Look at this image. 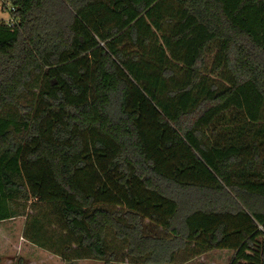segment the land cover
<instances>
[{
  "label": "trees",
  "instance_id": "16d2710c",
  "mask_svg": "<svg viewBox=\"0 0 264 264\" xmlns=\"http://www.w3.org/2000/svg\"><path fill=\"white\" fill-rule=\"evenodd\" d=\"M7 2L0 222L33 199L75 259L264 264V0Z\"/></svg>",
  "mask_w": 264,
  "mask_h": 264
},
{
  "label": "rangeland",
  "instance_id": "374dc122",
  "mask_svg": "<svg viewBox=\"0 0 264 264\" xmlns=\"http://www.w3.org/2000/svg\"><path fill=\"white\" fill-rule=\"evenodd\" d=\"M10 5L3 8L0 0V21L9 20ZM35 93V85L33 87ZM30 96L22 103L32 104L35 99ZM22 111L16 109L15 112L8 111L11 116H23ZM10 207L15 213L20 214L23 211L29 215L17 216V218L4 220L0 222V264H104L102 261L89 259H75L72 244L69 235H67L60 224V215L58 206H40L33 199L20 202H10ZM38 208L47 212L52 222L46 227V238L48 246L52 250L45 251L37 249L35 243L30 238L35 232V215L40 211ZM55 224V226H53ZM73 245V246H72ZM69 246V250L66 249ZM122 248H118L120 250ZM227 255H233L232 252H213L205 256L203 260H197L201 263L211 264H229ZM125 264V263H122Z\"/></svg>",
  "mask_w": 264,
  "mask_h": 264
},
{
  "label": "crops",
  "instance_id": "0c3cea01",
  "mask_svg": "<svg viewBox=\"0 0 264 264\" xmlns=\"http://www.w3.org/2000/svg\"><path fill=\"white\" fill-rule=\"evenodd\" d=\"M40 217H41L40 213H37V214L35 215V218L40 219ZM15 218H17V217H15ZM15 218H12V219L14 220ZM42 223H43V222H42ZM50 223H51V221H50ZM50 223H46V222H44V226H43V228L46 229V227H48V225H50ZM53 226H55V224H53ZM35 247H36L37 249H43V250H45V251H48V246H45V247H44V246H40L39 244L35 243ZM221 251H222V252H231V251H228V250H213V251L204 252V253H202V254H200V255L194 257V258H191V259L188 261V264H206L205 261H204V263H201L200 261H197V260H203V258H204L205 256H208L210 253H213V252H221ZM232 256H233V255H232ZM232 256H231V255H227V258H228L229 263H230V261H231V259H232ZM211 264H214V263L212 262Z\"/></svg>",
  "mask_w": 264,
  "mask_h": 264
},
{
  "label": "built area",
  "instance_id": "2783aa9c",
  "mask_svg": "<svg viewBox=\"0 0 264 264\" xmlns=\"http://www.w3.org/2000/svg\"><path fill=\"white\" fill-rule=\"evenodd\" d=\"M1 1L4 2L5 0H1ZM8 5H10V9H9V11H10V13H11L12 11H14V7L11 6L10 2H7V7H8ZM6 22H7L10 26H12V25L15 24V21H14L13 18H9V20H7Z\"/></svg>",
  "mask_w": 264,
  "mask_h": 264
}]
</instances>
